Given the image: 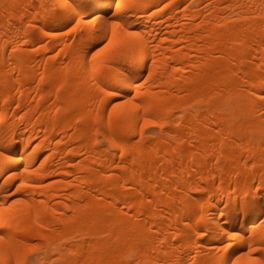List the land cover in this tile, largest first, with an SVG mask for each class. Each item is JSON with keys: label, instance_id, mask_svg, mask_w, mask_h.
<instances>
[{"label": "bare ground", "instance_id": "obj_1", "mask_svg": "<svg viewBox=\"0 0 264 264\" xmlns=\"http://www.w3.org/2000/svg\"><path fill=\"white\" fill-rule=\"evenodd\" d=\"M0 237V264H264V0H0Z\"/></svg>", "mask_w": 264, "mask_h": 264}, {"label": "rangeland", "instance_id": "obj_2", "mask_svg": "<svg viewBox=\"0 0 264 264\" xmlns=\"http://www.w3.org/2000/svg\"><path fill=\"white\" fill-rule=\"evenodd\" d=\"M32 253L34 254V253H35V251H34V252H32ZM35 254H36V253H35ZM35 254H34V255H35ZM30 259H31V258H30ZM29 264H31V263H30V260H29Z\"/></svg>", "mask_w": 264, "mask_h": 264}, {"label": "snow or ice", "instance_id": "obj_3", "mask_svg": "<svg viewBox=\"0 0 264 264\" xmlns=\"http://www.w3.org/2000/svg\"><path fill=\"white\" fill-rule=\"evenodd\" d=\"M145 123L147 124V123H148V121H146ZM0 239H3V238H2V237H0ZM257 264H258V262H257Z\"/></svg>", "mask_w": 264, "mask_h": 264}]
</instances>
